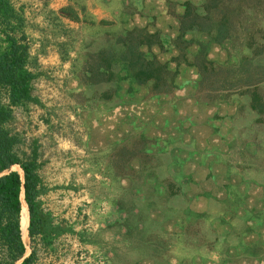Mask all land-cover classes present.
<instances>
[{"label": "rangeland", "instance_id": "374dc122", "mask_svg": "<svg viewBox=\"0 0 264 264\" xmlns=\"http://www.w3.org/2000/svg\"><path fill=\"white\" fill-rule=\"evenodd\" d=\"M6 1L0 48L25 43L32 73L30 100L0 88L10 148L37 176L28 264H264V72L219 86L264 60V0H228L229 37L203 45L214 86L176 38L185 0ZM129 43L164 64L167 90L131 79Z\"/></svg>", "mask_w": 264, "mask_h": 264}, {"label": "trees", "instance_id": "16d2710c", "mask_svg": "<svg viewBox=\"0 0 264 264\" xmlns=\"http://www.w3.org/2000/svg\"><path fill=\"white\" fill-rule=\"evenodd\" d=\"M228 0H203L200 6H195L188 0L183 2V9L176 15L177 36L182 37L189 33V41L198 47L194 65L200 75V84L206 80L209 86H214L213 75L208 72L211 60L206 59L203 45L208 43H223L229 37L231 28L227 15ZM198 9V10H197ZM61 15L70 19H78L77 13L70 5L58 8ZM12 15V9L6 0H0V16L7 18ZM101 22L105 19H99ZM236 28V25H233ZM194 34L198 38L193 41ZM138 42L140 40L138 39ZM137 42V43H138ZM137 46V44H136ZM27 45L18 40L12 34L5 35V44L0 48V88L7 92L9 103L30 100L29 79L32 73L25 67ZM129 63L127 66L134 70L131 79L142 84L150 80L153 90L165 91L169 87L167 71L164 64L155 58H145L139 50H135L133 44L126 46ZM212 67V66H211ZM239 72L236 77L229 80H221L220 87L246 88L257 87L258 74L264 72V60H259L250 65L246 59L239 61ZM241 71V72H240ZM243 72V73H242ZM250 105L256 108L258 94L251 91ZM9 116L7 104L0 103V171L9 168L12 164L18 165L22 171L20 174L15 169H9L0 174V264H14L24 253L25 247L21 239L20 215L24 210L27 235L29 239L41 231L40 213L36 208L37 176L34 172V158L20 159L10 148V139L2 127V123ZM22 194V199H21ZM32 259V250L24 255L17 264H28Z\"/></svg>", "mask_w": 264, "mask_h": 264}, {"label": "bare ground", "instance_id": "6f19581e", "mask_svg": "<svg viewBox=\"0 0 264 264\" xmlns=\"http://www.w3.org/2000/svg\"><path fill=\"white\" fill-rule=\"evenodd\" d=\"M16 166V165H15ZM13 167V166H12ZM19 168V167H18ZM20 172V171H19ZM24 212V210H22ZM26 222H25V219H24V214H22V218L20 220V228H21V237H22V240L24 242V240L27 239V227H26ZM25 243V242H24Z\"/></svg>", "mask_w": 264, "mask_h": 264}, {"label": "water", "instance_id": "95a60500", "mask_svg": "<svg viewBox=\"0 0 264 264\" xmlns=\"http://www.w3.org/2000/svg\"><path fill=\"white\" fill-rule=\"evenodd\" d=\"M13 165V164H12ZM9 169H11V166L9 167V168H7V169H4V170H2V171H0V174H2V173H4V172H7ZM20 174H22V171L20 172ZM21 199H22V194H21ZM24 256V253H23V255L17 260V262H16V264L21 260V258Z\"/></svg>", "mask_w": 264, "mask_h": 264}]
</instances>
